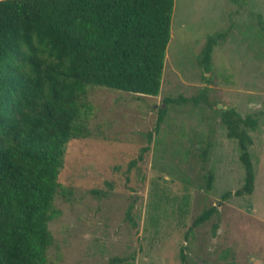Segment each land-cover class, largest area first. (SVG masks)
Listing matches in <instances>:
<instances>
[{"label":"rangeland","instance_id":"obj_1","mask_svg":"<svg viewBox=\"0 0 264 264\" xmlns=\"http://www.w3.org/2000/svg\"><path fill=\"white\" fill-rule=\"evenodd\" d=\"M216 33L205 70L201 51ZM84 101L90 132L65 145L50 264H264V0H173L158 94L88 85ZM220 108L255 119L249 194L221 197L244 168Z\"/></svg>","mask_w":264,"mask_h":264},{"label":"trees","instance_id":"obj_2","mask_svg":"<svg viewBox=\"0 0 264 264\" xmlns=\"http://www.w3.org/2000/svg\"><path fill=\"white\" fill-rule=\"evenodd\" d=\"M172 6L173 0H0V264H50L47 223L55 197L67 194L57 181L65 145L90 132L87 86L157 95ZM219 38L222 33L204 44L205 70ZM218 114L244 168L242 185L221 197L249 194L247 129L255 119L232 108ZM208 149L200 148L202 161ZM211 180L207 171V190ZM215 211L205 208L192 225ZM122 261L113 256L106 264Z\"/></svg>","mask_w":264,"mask_h":264}]
</instances>
